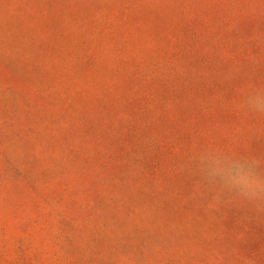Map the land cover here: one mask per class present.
<instances>
[{
    "label": "rangeland",
    "instance_id": "374dc122",
    "mask_svg": "<svg viewBox=\"0 0 264 264\" xmlns=\"http://www.w3.org/2000/svg\"><path fill=\"white\" fill-rule=\"evenodd\" d=\"M0 264H264V0H0Z\"/></svg>",
    "mask_w": 264,
    "mask_h": 264
}]
</instances>
